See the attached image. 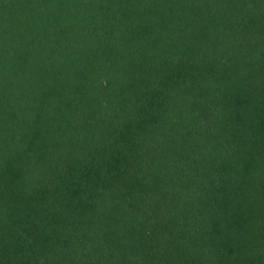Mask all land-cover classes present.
<instances>
[{
	"label": "trees",
	"instance_id": "obj_1",
	"mask_svg": "<svg viewBox=\"0 0 264 264\" xmlns=\"http://www.w3.org/2000/svg\"><path fill=\"white\" fill-rule=\"evenodd\" d=\"M0 264H264V0H0Z\"/></svg>",
	"mask_w": 264,
	"mask_h": 264
},
{
	"label": "rangeland",
	"instance_id": "obj_2",
	"mask_svg": "<svg viewBox=\"0 0 264 264\" xmlns=\"http://www.w3.org/2000/svg\"><path fill=\"white\" fill-rule=\"evenodd\" d=\"M1 27H2L3 29H6V30H7V28H8L7 25H1ZM11 27H15V23H14L13 25H11Z\"/></svg>",
	"mask_w": 264,
	"mask_h": 264
}]
</instances>
